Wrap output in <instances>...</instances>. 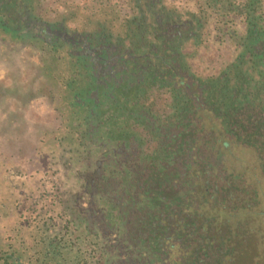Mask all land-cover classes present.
Listing matches in <instances>:
<instances>
[{
  "label": "trees",
  "instance_id": "16d2710c",
  "mask_svg": "<svg viewBox=\"0 0 264 264\" xmlns=\"http://www.w3.org/2000/svg\"><path fill=\"white\" fill-rule=\"evenodd\" d=\"M19 1L31 29L0 32L42 53L69 113L27 134L20 105L0 111V160L15 163L0 264H129L117 253L147 247L192 150L223 140L264 158V0ZM203 49L220 66L208 75Z\"/></svg>",
  "mask_w": 264,
  "mask_h": 264
},
{
  "label": "flooded vegetation",
  "instance_id": "af4514ba",
  "mask_svg": "<svg viewBox=\"0 0 264 264\" xmlns=\"http://www.w3.org/2000/svg\"><path fill=\"white\" fill-rule=\"evenodd\" d=\"M14 3L0 5L10 10ZM128 151L126 162L133 159ZM192 151L179 165L181 173L172 178L171 190L165 185L169 198L155 228L144 233L147 247L135 248H140L138 255L129 249L117 253L118 260L124 256L129 264H264V190L261 195L253 185L248 188L245 176H230L227 155L219 156L208 146ZM252 151L264 187V158Z\"/></svg>",
  "mask_w": 264,
  "mask_h": 264
},
{
  "label": "rangeland",
  "instance_id": "374dc122",
  "mask_svg": "<svg viewBox=\"0 0 264 264\" xmlns=\"http://www.w3.org/2000/svg\"><path fill=\"white\" fill-rule=\"evenodd\" d=\"M62 1L63 0H60L59 2L62 3ZM44 3L46 4V0H44ZM44 3L42 4L43 10H45L46 7ZM17 4H19V7L16 6L13 11L0 5V20L3 23H10L12 28H18L26 32L31 29V26L28 24L30 3L28 4L27 2L24 3L18 0ZM44 32L45 35H49L48 31L44 30ZM58 35L57 37H59ZM62 40L65 42L64 39ZM14 43L15 39L11 34L0 32V102L2 104L0 111L3 109L6 113L13 115L20 105L21 115L16 116H21L23 119L27 117L29 120L25 122L27 134L32 133L34 130H49L55 128L54 123L56 120L61 119L63 121L61 115H68L69 108L67 107L66 101L64 102L65 95H61V98L57 96L55 101L51 100L50 96L48 97L46 92L47 89H59V85H56L57 81L54 82L55 80L52 81L53 79L51 80L47 76L51 64L49 66V64L44 62V66L48 71L44 75L40 59L38 55H36H42V53H31L29 49L18 50ZM215 47L223 46L215 44ZM214 55V51L205 54L203 49L202 52H200L195 59L197 63L201 58H204L197 63V66L202 70L200 73L208 75L212 73L210 72L211 69L214 71L220 68V66L213 67L214 65L211 64V59H213ZM51 68H53V66ZM51 71L53 72V70ZM59 99L63 101V104L59 102ZM64 110L67 113H64ZM44 137L45 136H43V138ZM226 146L224 141L220 140L216 142V145L214 144L213 147L215 152L227 155L225 166L229 171V175L245 176V180L249 185L248 188L253 185L262 195L264 187L260 182L258 171L255 169V162H253L255 153L251 149L245 147ZM8 161L10 160L5 161L4 164L3 161L0 160V204L2 201L7 202L9 198V183L7 179L11 167L9 165H15V163ZM37 173L35 174L37 175ZM9 204L12 208L13 200L10 201ZM11 208L8 206H0V243H5V245H8L7 242L10 240L9 238L12 237L11 229L15 227L14 214L11 212L9 215ZM251 226H254L253 223ZM18 243L19 242L14 240L10 241V244L14 245L17 250L20 247ZM173 260H175V258H173Z\"/></svg>",
  "mask_w": 264,
  "mask_h": 264
}]
</instances>
